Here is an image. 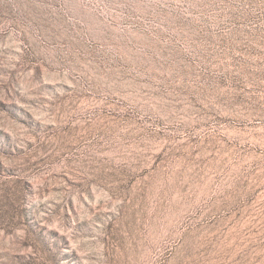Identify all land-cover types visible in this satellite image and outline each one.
Returning a JSON list of instances; mask_svg holds the SVG:
<instances>
[{"label": "rangeland", "instance_id": "obj_1", "mask_svg": "<svg viewBox=\"0 0 264 264\" xmlns=\"http://www.w3.org/2000/svg\"><path fill=\"white\" fill-rule=\"evenodd\" d=\"M259 114L264 0H0V264H264Z\"/></svg>", "mask_w": 264, "mask_h": 264}, {"label": "bare ground", "instance_id": "obj_2", "mask_svg": "<svg viewBox=\"0 0 264 264\" xmlns=\"http://www.w3.org/2000/svg\"><path fill=\"white\" fill-rule=\"evenodd\" d=\"M249 126H251L252 129H254L257 133L262 135V138H264V114H259L257 116H253L252 118H250ZM255 142L258 144H261V143H264V140L261 141V140L255 139Z\"/></svg>", "mask_w": 264, "mask_h": 264}]
</instances>
